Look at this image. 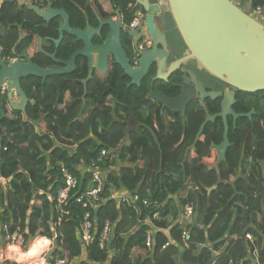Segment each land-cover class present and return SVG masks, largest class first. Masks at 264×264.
Segmentation results:
<instances>
[{
  "label": "trees",
  "instance_id": "1",
  "mask_svg": "<svg viewBox=\"0 0 264 264\" xmlns=\"http://www.w3.org/2000/svg\"><path fill=\"white\" fill-rule=\"evenodd\" d=\"M48 1L54 8L66 10L72 27L85 29L87 23L97 26L89 0H45L46 5ZM108 1L130 24L137 12L136 0ZM238 1L245 7L250 0ZM251 1L253 10L264 8V0ZM60 22L61 18H55L47 24L30 6L0 0V47L5 55L27 53L41 67H54L56 64L40 53L39 37L44 39V49L56 52L60 60H69L82 47L67 34L58 48L47 39L59 38ZM108 73L88 82L84 99L82 80L88 76V67L81 58L73 74L51 76L45 82L34 76L23 79V89L31 101L27 117L14 111L0 124V176L10 182L6 187L0 182V227L7 226L11 235L21 232L28 242L38 235L52 237L54 232L52 258L69 264L79 258L78 264H240L243 259L247 264L253 247L245 239L252 233L264 264V91L238 92L234 110L248 113L254 109L255 113L251 119L240 118L236 126L229 119L231 147L217 171L212 145L223 141L224 126L221 122L220 127L207 125L205 140L195 144L206 117L198 101L187 107L185 126L181 114H163L159 106L149 114L144 108L137 109L139 123H133L126 139L128 107L145 99L152 86L158 93L178 96L179 89L174 86L178 75L170 84L153 83L152 71L141 86H129L130 79L118 65ZM210 103L209 109H220L219 102L216 107ZM7 106L8 96L1 95L0 108L7 110ZM115 114L124 118L119 120ZM4 130H11L13 138L20 141L19 158L17 145L9 141ZM64 142L68 146L62 145ZM122 142L129 144L118 149ZM103 149H117L119 160L128 158L132 164L109 170L104 201L97 208H85L77 199L89 186V177L76 167L89 165ZM193 151L196 157L191 158ZM62 164L75 173L80 188L59 205L58 193L65 186ZM188 184L199 191L188 190ZM114 190L137 192L151 206L141 202L135 208L127 202L118 203L111 198ZM174 197H181L183 205L192 202L196 207L188 248L183 246L178 225L172 227L164 219L179 212ZM156 211H161L163 219L154 221L158 230L150 252L145 245L149 227L144 222ZM87 212L96 220V228L83 258L79 230ZM107 222L114 227L111 257L100 247ZM169 228L167 236L162 229ZM4 238L0 229L1 252L9 245ZM0 264L16 263L6 256Z\"/></svg>",
  "mask_w": 264,
  "mask_h": 264
},
{
  "label": "water",
  "instance_id": "2",
  "mask_svg": "<svg viewBox=\"0 0 264 264\" xmlns=\"http://www.w3.org/2000/svg\"><path fill=\"white\" fill-rule=\"evenodd\" d=\"M168 13L171 14L179 34L188 48L189 54L173 60L168 48L164 31L157 19L164 16V4L161 0H136L135 7L142 8L146 19L141 27L132 30L123 19L122 13L111 7L112 17L103 19L94 12L97 26L87 23L85 29L71 26L70 16L63 8H54L50 1L46 10L39 6L19 2L20 5L30 6L38 16L49 24L55 18H61L58 28L59 38H47L58 48L65 34L70 35L82 44V48L75 51L69 60H60L57 53H49L43 47L44 39L39 37L40 53L51 59L54 67H41L33 62L27 53L17 56L14 63L0 58V97L3 86L5 95L13 111L21 112L27 117V108L30 99L22 86L23 79L34 76L45 82L49 77L73 74L77 70V61L84 59L88 67V76L82 80L85 88L83 99L87 94V84L94 78L95 73L105 74L114 64L118 65L131 82L129 86H141L143 80L155 67L156 74L152 82L171 83L173 76H179L174 86L180 90L176 97L158 93L154 86L150 87L147 97L137 104L129 106V119L126 121V139H129L133 123H139L135 111L144 108L147 113L156 105L161 112L181 114L183 124H186V110L192 101L199 99L202 102L221 99L220 112L211 115L204 104L206 118L202 123L197 140L201 139L208 123L217 118L223 120V141L213 144L218 156L214 169L220 170L222 163L227 160V152L231 147L229 140V117L233 118L234 125L241 117H251L249 114H238L233 107L237 103L238 92L257 93L264 91V23L263 15L258 19L249 14L253 10L252 1L246 3L245 10L232 0H166ZM264 14V8H263ZM117 19H114L113 17ZM146 25L147 32L152 40L151 48L140 51L139 43L143 38L142 28ZM106 33V34H105ZM134 40L132 60L129 58L122 36ZM25 38L21 36V40ZM100 39L101 44H95L94 39ZM136 58L137 64L133 62ZM198 70L204 71L222 84L229 86L225 92H208L204 82L200 79ZM14 90L17 91L20 102L16 103ZM198 100V101H199ZM197 101V100H196ZM9 118L7 110L0 108V124ZM2 127V126H1ZM9 141L17 145V158L21 149L19 140H15L11 130H4ZM195 144L192 149H195ZM207 264H213L209 262Z\"/></svg>",
  "mask_w": 264,
  "mask_h": 264
},
{
  "label": "built area",
  "instance_id": "3",
  "mask_svg": "<svg viewBox=\"0 0 264 264\" xmlns=\"http://www.w3.org/2000/svg\"><path fill=\"white\" fill-rule=\"evenodd\" d=\"M17 2H23L26 4H33L36 6H39L41 10L45 11L47 5L45 4V0H15ZM263 15V20L262 22L264 23V14H263V8L258 7L252 11L251 16L254 18L258 19L260 16ZM146 19V14L143 10L137 11L135 13L134 19L131 21L129 27L132 30H135L139 27L142 26ZM143 32V39L139 44V50L143 51L148 48H151L152 46V40L151 37L149 36L146 25L144 24L142 28ZM0 58H2L5 61H8L9 63H14L15 61L18 60L17 56H10V55H5L4 50L2 47H0ZM137 56L133 59V62L137 64L136 62ZM3 94H6V87L3 86L2 90ZM14 96L15 99L19 98L18 93L16 90H14ZM155 128H158V125H155ZM128 143H120L118 145V149L122 148L123 146L127 145ZM66 145V144H62ZM73 147H76L73 146ZM117 149H103L100 151L98 156L92 160L89 165H79L76 167V170L79 172H82L83 175H86L89 177V186L85 189V191L78 197L77 202L81 203L85 208H88L89 206L93 208H97L101 202L104 201L103 199V194L106 186V178H107V173L109 170L120 169L121 162L119 160V154H118ZM122 166V165H121ZM82 167V168H81ZM79 168H81L79 170ZM122 168V167H121ZM61 172L64 178L65 186L59 191L58 193V204L62 205L68 198L71 192L78 190L80 181L75 175L74 172H72L69 168L65 167L64 164L61 165ZM0 182L6 187L8 185L9 180H6L3 176H0ZM191 189L194 192H198L199 188L195 187L193 185L188 184V190ZM182 197H184L182 195ZM111 198L116 200L118 203H129L133 207H137L139 203H143L145 207L149 208L151 206V203L148 201V199H143L141 198V195H139L137 192L134 194H131L129 192H120V190H114ZM160 207V206H158ZM181 214L179 219L176 221L175 225H178V229L181 232V239L183 246L188 248L189 247V240H190V232L192 226L195 224V206L192 202H188L183 205L181 209ZM163 217L161 215V211H156L147 219L145 220L144 224L148 225V230H147V235H146V241L145 245L146 248L149 250L154 247V241H155V234L158 230L157 226L155 225V220H162ZM168 222L171 223V215L168 217L164 218ZM61 223V218L58 220V224ZM96 220L94 219L93 215L90 212H87L84 221L80 227L79 230V239L80 242L82 243L83 247V255L86 257V248L92 243L94 240V232H95V226ZM0 229L4 233V240L8 241L9 245L16 246L18 244V247H25L28 245V241H26L24 235L17 231L15 234L11 235L9 233V229L7 226H1ZM164 232L169 231V229H162ZM113 232H114V227L110 222H107L102 230L101 237H100V247L103 250H107L109 252V257L112 256L111 253V246H112V239H113ZM251 247H253V250L251 252V258L247 264H262L261 262V253L259 248L256 245L255 238L252 233H247L246 234V239ZM47 241V240H45ZM48 243L50 241H47ZM48 245H44V248H47ZM52 245L48 246L51 248ZM169 246V243L164 246L166 248ZM214 253H217V251H213ZM52 254V253H51ZM2 255H4L2 253ZM82 255V257H83ZM81 257V258H82ZM9 258V257H8ZM11 261L12 259L9 258ZM51 259L53 262L51 264H69L68 261L64 260H56L52 258ZM80 259V258H79ZM19 264V263H16Z\"/></svg>",
  "mask_w": 264,
  "mask_h": 264
},
{
  "label": "crops",
  "instance_id": "4",
  "mask_svg": "<svg viewBox=\"0 0 264 264\" xmlns=\"http://www.w3.org/2000/svg\"><path fill=\"white\" fill-rule=\"evenodd\" d=\"M89 4H90V6L93 9V13L94 12H97L103 19H107V18L112 17L111 14H110V11H111V3L108 0H89ZM163 4H165V3L163 2ZM140 10H142V9L140 7H138L137 8V11H140ZM167 11H168V9H167ZM166 17L167 18H165L164 16L161 17L163 19L162 22L164 23L163 24V27H161V28L163 29V31H164V33L166 35V38L168 40V43H169V46H170V49H171L172 58H173V60H175V59L181 58V56L183 54H187L188 53V48L184 44V42H183V40H182L179 32L177 31V28H176L175 24H173L174 23L173 18L170 15L169 16L167 15ZM113 18L114 19H117L115 16ZM68 95L69 94H67V96ZM19 101H20L19 98H16V102H19ZM154 107H158V106L155 105ZM115 116L119 120H122L124 118V116L119 115V114H117V115L115 114ZM65 144H67V143H65ZM66 146H68V145H66ZM190 155H191V158L196 157V154L194 153V151ZM131 164H132V160L127 158L125 161H122L121 162V165L122 166L120 165L119 167L121 169V167L122 168H125L127 166H130ZM261 167H263V164L261 165ZM81 168H79V170ZM80 174L82 175V172H80ZM9 183L10 182H8V184ZM121 191L122 192H126L125 190H120V192ZM179 198H181V197H179ZM179 198L177 197V199H176V197H174L175 203L177 205V208H178V211L179 212H178V214H175V212L171 214V218H172L171 224H172V227L176 224V221L179 219L180 214H181V211L180 210L183 207V204L181 203V201H179ZM195 209H196V207H195ZM169 230H170V228H169ZM165 234L167 236H169L170 233H169V231H167V232H165ZM45 240L50 241V242L48 243ZM36 243H39V244L36 245ZM52 244H53V246H51V248L48 247V246H50ZM30 245H32V246H31V249H30V251H29L28 254L36 253L38 255H42L43 256L42 259L38 260V262H32V261H30L31 264H34V263L35 264H51V262H53L52 259H51V256H52L51 253L53 252L54 246H55V233L54 232H53V236L52 237L38 235V237L31 238L30 241H29V243H28V245L25 246L24 248H26V247L29 248ZM44 245H48L47 248H44ZM149 251L151 252L152 249H150ZM24 254H27V253H24ZM214 254H215V256H218V253H214ZM83 258H85V255H83ZM3 259L4 258H1V260H3ZM28 259H30V258H28ZM77 260L80 261L81 259H76V260L73 261V263H76ZM246 260L247 259L241 260L240 261V264H244V262ZM14 261L15 260L12 259V262H14ZM14 263L23 264L24 262H17V261H15ZM26 264H29V263L27 262Z\"/></svg>",
  "mask_w": 264,
  "mask_h": 264
},
{
  "label": "flooded vegetation",
  "instance_id": "5",
  "mask_svg": "<svg viewBox=\"0 0 264 264\" xmlns=\"http://www.w3.org/2000/svg\"><path fill=\"white\" fill-rule=\"evenodd\" d=\"M167 9H168V7H167ZM167 9H166V7L164 6V8H163V10H164V17L165 18H167L166 16L168 15H170L168 12H167ZM96 19V18H95ZM96 22H97V20H96ZM163 30V29H162ZM165 34V33H164ZM165 37H166V35H165ZM54 39V38H53ZM143 39V38H142ZM166 40H167V38H166ZM142 41V40H141ZM122 42H123V45H124V48H125V50H126V52H127V54H128V56H129V58L132 60V52H133V48H134V40L133 39H130V38H128L126 35H123L122 36ZM167 42H168V40H167ZM94 43L95 44H101L102 43V41L100 40V39H94ZM43 44H44V42H43ZM140 44V43H139ZM81 46H82V44H81ZM83 47V46H82ZM81 47V48H82ZM80 48V49H81ZM168 48H169V50H170V52H171V49H170V46H169V43H168ZM187 54H189V51H188V53ZM187 54H183L181 57H183V56H185V55H187ZM112 67V66H111ZM111 67H110V69H111ZM110 69H109V71H110ZM152 71H155V74H156V68L154 67L152 70H151V72ZM150 72V73H151ZM198 73H199V76H200V79L204 82V87H205V89L208 91V92H212V91H216V92H225V91H228L229 90V86H224V84H222L221 82H219L217 79H215L213 76H211L210 74H208V73H206V72H204V71H200V70H198ZM107 74H109L108 72L107 73H105L104 75L105 76H107ZM103 75V76H104ZM150 75V74H149ZM94 76H97V77H99L100 75H99V73H95L94 74ZM104 76V77H105ZM175 78V76H173L172 78H171V80L172 79H174ZM131 82V80L129 81V83ZM128 83V84H129ZM178 83V82H177ZM179 93H180V90H179ZM7 94V93H6ZM179 95V94H178ZM173 97V96H172ZM176 97V96H175ZM198 101L199 99H195V101ZM199 103H200V105H201V107L204 109V111H205V107H204V104H206V106H207V109H208V111H209V113L211 114V115H213V114H217V113H219L220 112V110H221V108L219 109V110H213L212 108L211 109H209V107H211V103L210 102H214V106L213 107H216V103H218L219 102V106H220V103H221V99H218V100H215V101H212V100H210V99H208V100H206V102H202V101H198ZM209 105V106H208ZM233 109H234V107H233ZM7 115H8V117H10V116H12L13 115V113H14V111L11 109V107L10 106H7ZM252 110H250V112H251ZM165 112H167V111H165ZM164 112V113H165ZM250 112H248V113H238V114H249ZM205 115H206V111H205ZM252 116H253V114L251 115V117H250V119L252 118ZM247 117V116H246ZM206 118V117H205ZM242 118V117H241ZM247 118H249V117H247ZM229 119H231V121H233V118L232 117H229ZM240 119V118H239ZM238 119V120H239ZM237 120V121H238ZM220 122L221 123H223V120L221 119V118H217L215 121H213V122H211V123H208L207 125H209V124H217L219 127H220ZM236 124H237V122H236ZM233 125H234V121H233ZM224 126V125H223ZM234 126H236V125H234ZM203 139V141L205 140V137L202 135L201 136V140ZM216 155H217V152H216ZM217 162H218V156H217Z\"/></svg>",
  "mask_w": 264,
  "mask_h": 264
},
{
  "label": "rangeland",
  "instance_id": "6",
  "mask_svg": "<svg viewBox=\"0 0 264 264\" xmlns=\"http://www.w3.org/2000/svg\"><path fill=\"white\" fill-rule=\"evenodd\" d=\"M161 1L165 3L164 6L167 9L168 6H167V3H166V0H161ZM232 1H234L239 7H241L242 9L245 10L246 7L242 6V4L240 3V1H238V0H232ZM249 14L251 15L252 14V11H250ZM162 20L163 19L161 17H159L157 19V21H158V23L160 24L161 27H163V24H164L162 22ZM19 100H20V98H19ZM14 102H16V99H15ZM16 103H18V102H16ZM120 162H121V160H120ZM216 164H217V161L214 163V166H216ZM180 211H182V210H180ZM31 246L32 245H30L29 248L28 247L24 248V247H18V244H16V246L8 245V246H6L2 250L4 252V255H2L3 252L0 251V259L1 258H4L5 259L6 256L7 257L10 256L9 258H11V259H13V260H15L17 262H24L23 264H26L27 262L29 264H31L30 261H32V262H38V260L42 259L43 256L42 255H38L36 253L28 254L29 251H30V249H31ZM24 253H27V254H24ZM28 258H30V259H28ZM78 263H79V260H77L75 264H78Z\"/></svg>",
  "mask_w": 264,
  "mask_h": 264
}]
</instances>
